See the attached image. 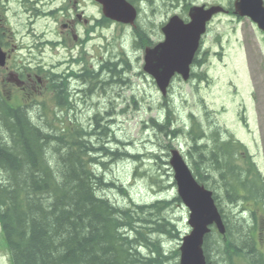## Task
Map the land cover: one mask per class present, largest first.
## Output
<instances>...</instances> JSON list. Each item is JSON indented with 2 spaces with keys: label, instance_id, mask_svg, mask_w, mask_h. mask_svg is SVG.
<instances>
[{
  "label": "rangeland",
  "instance_id": "obj_1",
  "mask_svg": "<svg viewBox=\"0 0 264 264\" xmlns=\"http://www.w3.org/2000/svg\"><path fill=\"white\" fill-rule=\"evenodd\" d=\"M20 1L6 2L3 5L5 10L0 5V18L6 28L13 30L15 35L11 40L12 43L16 45L24 43L23 47L31 44L24 54L16 49L13 51L17 65L24 66L25 73L30 72L29 64H34L43 70L60 67L57 69L61 77L60 83L67 81L66 86L70 84L65 92L68 93L69 90L70 101L74 105L69 113L71 120L65 122L66 125H79L78 130L89 132L93 127L91 118L98 114L106 115V111L112 108L114 135L121 142L130 145L127 149L144 157L143 161L138 163L111 162L108 171L96 168L98 173L104 174L105 181L114 180L117 185L126 187L129 197L120 195L119 191L106 192L114 204L134 208L132 203L153 204L159 197L172 201L174 196H177L174 174L169 164L170 150L167 147L171 144L172 149H179L187 162L192 164V160L188 157L191 144L183 135L176 140H170L166 136H156L151 129V119L164 121L165 109L168 105L172 107L174 128L189 129L192 120L190 114H193L208 129V133L211 129L218 130L224 141L232 139L240 142L256 164L264 182V35L257 26L246 17L238 19L224 14L218 15L204 37L203 48L198 56V60L204 64L193 67L196 77L187 82L180 77L174 79L175 82L165 98L162 97L154 79L143 71L145 48L138 44V38H135L134 34L135 28L141 27L147 32L152 46L157 45L164 41L162 27L170 17L179 15L185 21L189 20L187 4L216 3L230 7L234 0H135L133 3L140 8L136 27L116 22L104 27L97 26L96 32L92 33V39L88 43H78L79 46L71 54L79 60L73 66L60 62L70 61L68 60V56H71L70 50L67 48L75 47L77 42L73 35H70V27L62 26V22L75 19V0H58L55 5L63 3L68 9L67 12L45 16V13L39 11L38 18L33 17L37 16L35 8L37 10L45 8V11L50 8L31 2H26L23 6ZM84 5L89 22L80 23L83 32L94 25L90 21L92 18L103 17L101 7L94 5L92 0H82L80 8ZM29 16L33 17V24L30 23ZM86 25L89 27H85ZM29 29L35 32L34 37L28 33ZM56 38L63 39L61 41L62 46H66L65 49H56L58 45L51 43L40 44L42 40L52 41ZM98 60L111 64L127 60L130 65L129 68H125L128 87L123 90L112 85L100 90L94 96H90L91 101H88L87 108H81L86 96L84 94L78 96L79 87L73 86L78 80L67 70L82 71L85 67H92V64ZM64 72L69 74L63 77ZM203 74L207 79L203 78ZM4 77L7 79L9 76L5 70H2L0 91L5 88L4 83L7 88L11 87L15 90L17 85L14 82L2 81ZM100 77L111 76L101 74ZM37 100L46 105L47 118L51 119L56 106L55 101H51L48 93L45 96V92L38 95ZM111 103L114 104L109 107ZM124 108L128 111L121 112ZM35 111L38 115L42 113L40 107H35ZM57 113L61 114L60 111ZM241 158L245 160L246 156L243 154ZM258 204L254 200H241L231 204L225 197L221 198L223 211L231 218L232 223H238V228H241L232 235L239 245L245 244L246 235L252 243L250 233L255 227L254 243L259 249V252L256 249V257L264 263V199ZM254 212L256 219L252 216ZM163 216L172 221L179 230L177 238H162L165 242V251L174 253L180 249L183 237L190 233L189 211L182 202H175L173 209L165 211ZM235 217L238 222L235 221ZM214 241H217V244H210L208 252L211 255L208 260L210 264H252L247 261L246 255L240 254L229 258L225 253V243L216 231L210 237V242ZM243 247L244 253H248V247L246 245ZM219 249H221L220 255L217 254ZM0 264H13L1 226ZM168 264H180V254Z\"/></svg>",
  "mask_w": 264,
  "mask_h": 264
},
{
  "label": "trees",
  "instance_id": "obj_2",
  "mask_svg": "<svg viewBox=\"0 0 264 264\" xmlns=\"http://www.w3.org/2000/svg\"><path fill=\"white\" fill-rule=\"evenodd\" d=\"M111 22L102 17L99 23L107 26ZM134 34L140 46H151L143 28H135ZM126 67H130L127 60L100 64V71H106L110 78L100 77L101 72L90 67L72 72L80 79V94L81 88L90 87L81 108H87L90 96L100 90L112 85L123 90L128 87ZM66 84L59 79L55 82L57 104L67 113V107L73 109L74 105L69 90L65 92ZM10 99L0 95V223L13 264H168L176 258L179 253H167L161 239H174L179 234L176 225L163 216L175 202H181L178 196L153 204L132 203L131 208L114 204L106 194L119 191L128 196L126 189L114 180L105 181L104 174L96 168L108 171L111 162L144 159L114 135V109L93 117L92 130L84 132L77 129L79 125L67 126L58 115L55 119V114L48 119L41 113L47 119L41 116L38 123L32 118L34 114H27L29 109L13 107ZM42 104L38 106L41 109ZM171 108L168 105L165 109L163 122L151 119V129L156 136L176 140L183 135L189 140L188 157L195 177L217 191L216 200L220 203L225 197L231 204L241 200L263 202V178L246 148L232 139L224 141L218 130L208 133L193 115L189 129L174 128ZM125 111L126 108L121 112ZM172 148L171 144L167 147L170 151ZM243 154L245 160L241 158ZM230 219L228 216L224 244L228 257L241 254L249 263L264 264L256 257L254 243L247 235L245 244L234 240L232 235L241 228ZM235 221L238 222L236 217ZM243 245L248 247L246 254ZM206 250L208 253L207 242ZM218 251L220 255L221 249Z\"/></svg>",
  "mask_w": 264,
  "mask_h": 264
},
{
  "label": "water",
  "instance_id": "obj_3",
  "mask_svg": "<svg viewBox=\"0 0 264 264\" xmlns=\"http://www.w3.org/2000/svg\"><path fill=\"white\" fill-rule=\"evenodd\" d=\"M102 6L103 14L112 20L124 24H134L138 16L137 9L127 0H95ZM235 13L249 17L264 32V0H235ZM222 6H193L190 9V21L185 23L179 16H173L163 27L165 40L153 48H146L144 70L152 75L163 94L176 74L188 80L191 65L200 48L207 24L217 13L223 12ZM6 53L0 47V63L5 64ZM170 165L178 194L190 209V234L183 238L181 246V264H207L204 253L206 235L211 226L216 225L224 234L226 228L216 204L213 192L206 189L195 179L187 161L178 150H173Z\"/></svg>",
  "mask_w": 264,
  "mask_h": 264
},
{
  "label": "flooded vegetation",
  "instance_id": "obj_4",
  "mask_svg": "<svg viewBox=\"0 0 264 264\" xmlns=\"http://www.w3.org/2000/svg\"><path fill=\"white\" fill-rule=\"evenodd\" d=\"M33 1H36V3H43V1L42 0H21L20 1V4L21 5H25V3L27 2V3H32ZM6 2H10V0H0V5L2 6V8H3V5L6 3ZM12 2V1H11ZM4 9V8H3ZM6 9V8H5ZM4 9V10H5ZM77 17L79 18V19H81V16L80 15H77ZM65 26L67 27H69V23L68 24H65ZM9 30L5 27V25H3V21H2V19L0 18V45L4 48V49H7V50H10L9 48H7L6 47V41L7 40H9L8 39V36H10L11 35V33L10 32H8ZM8 56H9V59H11L12 58V55L10 54V51H8ZM9 59H8V62H9ZM197 59L198 58H196V61H197ZM195 61V62H196ZM8 62H7V65L5 66V68H4V70L6 69V72L8 73V78H7V80L8 81H10V82H14L15 84H17V85H21L24 81L23 80H21V77L17 74V73H15L12 69L11 70H9L10 68H11V66H9V64H8ZM2 70V68L0 67V71ZM29 78H30V80L32 81V78H31V76H29ZM10 90H11V88H9V89H7V87L5 88V91H6V94H8L9 92H10ZM0 95H1V93H0ZM78 96H80V93H78Z\"/></svg>",
  "mask_w": 264,
  "mask_h": 264
},
{
  "label": "bare ground",
  "instance_id": "obj_5",
  "mask_svg": "<svg viewBox=\"0 0 264 264\" xmlns=\"http://www.w3.org/2000/svg\"><path fill=\"white\" fill-rule=\"evenodd\" d=\"M95 116H96V115H95ZM92 118H93V117H92ZM92 118H91V122H92V120H93Z\"/></svg>",
  "mask_w": 264,
  "mask_h": 264
}]
</instances>
